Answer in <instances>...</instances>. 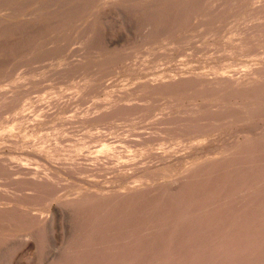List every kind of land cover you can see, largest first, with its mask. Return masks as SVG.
Segmentation results:
<instances>
[{
    "label": "rangeland",
    "instance_id": "374dc122",
    "mask_svg": "<svg viewBox=\"0 0 264 264\" xmlns=\"http://www.w3.org/2000/svg\"><path fill=\"white\" fill-rule=\"evenodd\" d=\"M263 73L264 0H0V264L69 260L86 189L176 191L239 160L264 107L232 93Z\"/></svg>",
    "mask_w": 264,
    "mask_h": 264
},
{
    "label": "bare ground",
    "instance_id": "6f19581e",
    "mask_svg": "<svg viewBox=\"0 0 264 264\" xmlns=\"http://www.w3.org/2000/svg\"><path fill=\"white\" fill-rule=\"evenodd\" d=\"M244 70H247V67ZM233 91L234 96L237 94L238 97H246L250 100L254 108L249 106V110L256 111L264 107V83L245 89H242V86H236ZM24 108L29 111L28 107ZM237 110L242 111L238 108ZM239 111L232 113L235 120L240 116ZM226 113H229V110ZM236 114L238 116H235ZM21 121L26 122V120ZM13 122L16 121L13 120ZM207 126L210 128L208 131L217 128L216 123H213L204 124L199 130L205 133L207 131L203 129ZM249 136H247L248 141L245 140L248 146L241 150L239 160L232 157L215 163L209 160V164L195 162L194 165L198 166L195 173L182 180L184 182L176 191L165 188L164 191L159 192L148 191L122 195L116 192L114 194L99 191L94 193L91 189L81 192L73 202L80 208L81 215H85V223L78 235V248L69 260H60L59 264H264V128L257 133L258 138ZM103 145L101 149H98L99 151L106 152L111 149V145ZM92 155L95 154L92 153ZM120 155L123 154L120 153ZM123 157L125 158L124 155ZM122 161L126 162L125 159ZM96 180L97 178L94 181ZM5 188L7 190V187ZM41 188L46 189V186L42 184ZM232 194H237L239 203L236 199H232ZM140 207L142 210L139 209ZM138 209L141 211L137 212ZM16 222L22 225V222L18 220Z\"/></svg>",
    "mask_w": 264,
    "mask_h": 264
}]
</instances>
